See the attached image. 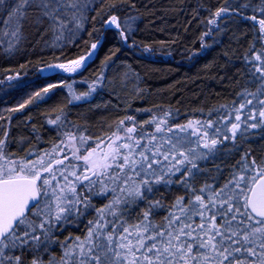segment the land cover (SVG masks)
Returning <instances> with one entry per match:
<instances>
[{
  "label": "snow or ice",
  "instance_id": "obj_1",
  "mask_svg": "<svg viewBox=\"0 0 264 264\" xmlns=\"http://www.w3.org/2000/svg\"><path fill=\"white\" fill-rule=\"evenodd\" d=\"M125 9L138 11L135 0H0V51L14 54L31 29L60 50L37 71L78 73L102 46L101 35L84 41L79 55L65 50L78 47L82 34H99L97 20L128 44L139 16L121 15ZM209 13L203 48L229 19L252 26L229 102L197 108L200 116L183 122L171 108L142 123L126 115L108 126L106 139L74 124L77 131L68 130L60 109L47 121L59 142L17 158L7 151L8 130L0 133V264H264V0H221ZM103 80L102 70L80 94L65 81L51 83L11 111L60 86L69 103L87 100ZM81 224L79 235H56Z\"/></svg>",
  "mask_w": 264,
  "mask_h": 264
},
{
  "label": "trees",
  "instance_id": "obj_2",
  "mask_svg": "<svg viewBox=\"0 0 264 264\" xmlns=\"http://www.w3.org/2000/svg\"><path fill=\"white\" fill-rule=\"evenodd\" d=\"M135 2L138 11L125 9L121 13L125 15L130 11L139 16L128 44H124L114 31H105L97 20L95 27L101 30L99 34L94 33L93 37L82 34L78 47L65 50L66 54L79 55L87 50L84 41L101 35L102 46L86 69L78 73L54 75L37 71L44 66V61H54L60 56V50L45 47L44 40L31 29L25 32L26 38L14 54L5 55L0 51V81H4L0 83V116L4 117L0 120V133L8 130L7 151L14 154L13 158L24 156L29 149L43 154L54 142H59L61 137L56 126L47 121L54 119L60 109L71 121L68 130L77 131L72 127L74 124L80 131L86 129L85 135L106 139V134L112 131L108 126L126 115H133L142 123L153 114L160 116L171 108L179 109L178 121L183 122L200 116L194 111L197 108L207 109L234 98L240 88L236 83V69L242 66L240 57L253 36L250 22L238 18L225 21L224 31L205 37L204 43L209 47L203 48L201 36L209 27L206 23L209 10H215L221 0ZM114 51L115 55L105 68L103 61ZM102 70L103 84L97 85V90L87 100L69 103L68 89L60 86L22 111H11L51 83L65 81L72 84L76 94L87 92ZM17 72V79H6ZM144 109H151V112ZM22 138L23 143L20 142ZM102 202L101 198H94V203ZM82 231L81 224L79 228L69 226L56 235L63 240L69 233L79 235ZM50 251L59 254L60 250L53 245ZM44 258H48V253H44Z\"/></svg>",
  "mask_w": 264,
  "mask_h": 264
},
{
  "label": "rangeland",
  "instance_id": "obj_3",
  "mask_svg": "<svg viewBox=\"0 0 264 264\" xmlns=\"http://www.w3.org/2000/svg\"><path fill=\"white\" fill-rule=\"evenodd\" d=\"M64 152L66 153V154H68L69 156H71V152H70V150L68 149V148H65L64 149ZM62 158V157H61ZM66 163H67V161H66Z\"/></svg>",
  "mask_w": 264,
  "mask_h": 264
}]
</instances>
